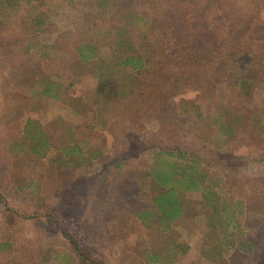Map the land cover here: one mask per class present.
Here are the masks:
<instances>
[{
	"label": "rangeland",
	"instance_id": "374dc122",
	"mask_svg": "<svg viewBox=\"0 0 264 264\" xmlns=\"http://www.w3.org/2000/svg\"><path fill=\"white\" fill-rule=\"evenodd\" d=\"M99 1L16 0L12 7L0 0V222L2 202L35 219L16 221L18 253L37 251L39 261L50 264L73 239L106 264H142L144 250L175 242V264H257L251 255L229 263L216 256L209 260L219 248L208 237V219L197 214L199 191L181 196L189 214L167 231L141 226L133 209L147 205L158 189L145 179L156 150L175 145L201 158L205 187L211 185L222 200L239 199L225 203L224 216L236 221L245 203L253 217L262 218L264 127L241 128L226 138L210 122L225 103L234 115L259 113L264 88L235 98L219 67H205L199 83L186 85L174 72L170 80L159 78L155 66L139 70L114 63L130 40L143 57L155 51L149 65L163 64L165 54L152 47L151 36L170 21L169 13L176 32L184 33L178 38L182 44L194 43L196 35L203 42L202 34L212 33L213 12L222 15L213 26L219 42L231 27L239 29H232L237 36L264 41V0H257L255 10L252 5L248 18L243 11H228V5L222 11L208 8V0H132L126 9L119 0ZM249 1L232 0L238 9ZM189 27L196 35L184 32ZM88 37L99 52L93 61L81 62L75 48ZM101 71L116 84L107 99L96 92ZM52 81L59 83L58 99L42 93ZM38 131L47 145L36 153L28 135ZM200 146L211 147L220 159ZM233 238H240L239 230ZM222 249L224 255L231 251Z\"/></svg>",
	"mask_w": 264,
	"mask_h": 264
},
{
	"label": "trees",
	"instance_id": "16d2710c",
	"mask_svg": "<svg viewBox=\"0 0 264 264\" xmlns=\"http://www.w3.org/2000/svg\"><path fill=\"white\" fill-rule=\"evenodd\" d=\"M4 2L14 7L16 0H4ZM103 2V0L101 3L99 1V5ZM119 3L120 6L123 4L124 9H126L132 3V0H119ZM227 5L229 6L228 11L236 13L243 11L242 15L248 18L250 17V12L253 11L252 8L254 10L256 9L257 0H250L247 2V7L240 9L234 5L232 0H228V2L227 0H208V6H211L208 8H220V11H222ZM156 13H159V11ZM219 15L220 12H213L211 15V21L214 22V27L219 24L222 18V15L220 17ZM168 17L171 18L170 21L164 20L161 25L163 27H161L160 31H157L151 36L153 42L152 47L165 54V62L163 64L157 60L149 65L151 58H153L152 54L155 51L150 49V54L147 57H143L139 47H136L133 41L130 40L126 43L129 46L123 49L114 64L131 69L138 68L139 70H145L149 69V66H155L160 72L158 75L159 78L165 81L170 80L171 72H174L182 76V83L186 85H189V83L194 84L195 82L199 83L205 67H219L222 73L221 75H223L225 81H227L232 89L235 98L244 95L250 98L254 95L256 89L264 88V41H259L252 34L242 38L237 36L238 32L232 30L239 31L238 28L228 27L231 30H226V38L219 42L215 35L217 33L216 28L210 24L212 27L208 30H212V33L210 34L208 32V37H204L202 34L204 38L203 42L201 41V36L196 35L189 27L184 32H187L191 37L196 35L195 42L182 44L178 38L181 35L183 36L184 33L176 32L174 15L169 13ZM211 21L208 19V22ZM35 23H41L39 17L35 19ZM252 27L250 29L249 27L247 29L245 28L246 34L251 33ZM258 27H262V25L260 24ZM226 33L228 36H226ZM213 37H215L216 41H213ZM205 38L208 41H205ZM95 42L88 37L76 45V57L79 61L89 62L97 58L99 51ZM102 72L98 73L99 78L96 92L107 99L114 94L116 84L114 83L112 75L106 77ZM209 85L211 86L210 82H208ZM59 88L58 82H47L42 88V93L48 95L50 98L58 99L60 97ZM228 107H230V104L225 103L222 109L215 112L210 122L211 125H216L217 130L223 133L226 138H230L235 130L241 128L242 130L245 129L248 131L247 129H252L255 126H258V128L261 126L264 127V105L259 113H253L254 115L250 116L243 113L234 115L231 111L225 110ZM179 110L181 109H176V111ZM180 112L183 113L184 111L182 110ZM30 122L31 120H28L26 124ZM28 139L31 142L29 148L32 152L37 153L47 145L43 135L39 131L37 134H29ZM203 147H205V151H208V153L213 152L220 159L221 156H218V153L214 152L215 150L211 147ZM181 149L183 148L174 145L168 148L160 147L156 150L153 158L154 162L145 174V179L151 185L157 186L158 189L151 192V197L147 205L134 207L133 216L137 218L141 226L147 229H152L157 226L162 231H167L177 219L189 214L188 202L181 196L188 193V191H199L201 193V199L194 202L198 206L199 211L197 214H201L205 219H208V227L211 233L208 237H212L219 248L217 253L213 252V257L209 260H214L216 256L219 261L229 263L231 260L246 258L251 255L255 263L264 264V216L262 218L253 217L249 206L245 203L241 205V217L236 219V221L224 216L225 203L227 202L230 205V202L235 203L239 199H234V195H230L227 200H222L220 195L211 188V185L205 187L203 182L206 170L200 169V157L187 150L182 152ZM69 152H76V149L70 148ZM222 167L225 166L222 165ZM1 215L0 264H46L44 261H39V252L36 251L27 256L22 253L19 254L17 243L14 244L15 236L13 233L15 231L16 221L26 220V218H31V220L35 219L31 215L18 213L7 202H2ZM242 226H249V228L245 230ZM238 230L240 238L237 241L234 238L232 240V237ZM21 241L20 239L19 242L21 243ZM223 246H227L231 250L226 255L223 254ZM178 247V243L171 242L163 249L148 248L144 250L141 263L175 264L174 261L177 258L176 252ZM258 249L262 252H259ZM255 250L257 252L254 253L253 251ZM55 254L54 259L52 258L53 262L50 264H106L94 250L89 249L87 245L78 243L73 239L69 240L68 247H65L63 251ZM257 256H260V259H257ZM213 262L209 264H214Z\"/></svg>",
	"mask_w": 264,
	"mask_h": 264
}]
</instances>
